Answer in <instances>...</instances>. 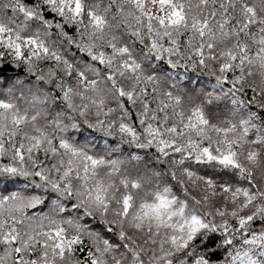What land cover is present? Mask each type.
I'll return each instance as SVG.
<instances>
[{
	"label": "trees",
	"instance_id": "obj_1",
	"mask_svg": "<svg viewBox=\"0 0 264 264\" xmlns=\"http://www.w3.org/2000/svg\"><path fill=\"white\" fill-rule=\"evenodd\" d=\"M76 1L84 13L46 0H0L10 3L4 16L15 12L35 41L42 30L58 46L26 62L2 47L0 101L14 97L7 86L17 79L35 85L70 124L63 141L108 164L119 185L99 198L104 216L90 213L99 250L111 256L105 264H264V0H159L163 10L154 15L138 0ZM63 64L78 81L64 79ZM91 90L99 105L93 118L82 110ZM22 117L5 119L0 109V136L23 152L18 162L0 151V204L17 203L35 185L91 210L89 185L81 184L82 194L75 184L47 181L57 157L33 154L45 152V143L29 136L49 129L45 120L37 127ZM205 149L230 159L208 158ZM84 234L75 236L71 254L93 264L95 242Z\"/></svg>",
	"mask_w": 264,
	"mask_h": 264
},
{
	"label": "rangeland",
	"instance_id": "obj_2",
	"mask_svg": "<svg viewBox=\"0 0 264 264\" xmlns=\"http://www.w3.org/2000/svg\"><path fill=\"white\" fill-rule=\"evenodd\" d=\"M46 1L51 5H57L58 3L62 11L68 10L73 15L84 13L83 7L76 0ZM138 1L141 5L144 4L148 6V9L144 8L143 10L151 15L163 10L161 7L162 3H160L161 1L159 0ZM19 3L22 5V2ZM9 5L7 3H2L0 5V49L2 47H9L7 49L14 53L13 56L17 58V62H26L28 55L33 56L34 54H40L42 56H47L48 51L52 52L58 50H55L58 46L52 43L54 40L49 38L48 34L42 30L36 31V34L39 32L38 35L40 36L38 37L42 39V42L35 41L31 36L33 33L28 29V26H25L24 22L16 21L18 17L15 12L11 13L9 18L5 17L4 15ZM164 12L163 14H170ZM175 16L176 15H169L166 18L173 19ZM92 17L95 24L101 23L102 19H100V17H94L93 14H91L90 19ZM16 23L20 25H16ZM56 43L58 44L57 41ZM48 44L51 45V50H49ZM25 56L26 58H23ZM47 65L48 64L45 63L39 68L34 65L32 68L38 70L43 69V67ZM66 66L67 65L64 64L62 65L64 71L67 72L63 74L64 79L69 81L75 78V80L78 81L79 77L77 76L79 75L76 74L75 76L73 71H70L71 67ZM87 73H89L88 76L93 77L92 70H87ZM82 81H84V79H82ZM25 82L26 80L17 79L14 83L7 86V88L11 87L12 90L10 92L14 94V97L10 98L8 101H0V109L3 111L5 119H22V114H28V116H31L33 121L37 123V127L40 124L39 120L41 122L45 120V127H47L49 131L43 130L40 133L35 131L38 135L29 136V141L32 143H45V152L42 151L38 153V150H36L33 154H38L39 157L42 158L45 156L44 153L52 155L53 158L54 156L57 157V160L53 161L54 165L50 164L51 166L48 167V170H44L46 177L50 178L47 179V181L51 183V181L55 180L56 182L52 186L56 188L58 185H64L65 187H74L76 185L77 191L82 194L86 189L81 188V184L89 185L92 193H87L88 198H86V203L88 205L86 206L92 208L91 210H88V208L82 210L76 207L80 206V204L71 206L69 205L72 204L70 201L68 202L67 199L60 198L55 192L47 191L45 192L46 195L39 193L38 190L42 189L35 185H31V189L34 191L25 193V196L21 195L19 198H15L17 203L13 204L10 201L1 203L0 264H80L73 258L71 247L77 242L75 236L77 237V235L81 233H85L84 235L95 242L94 255L96 256V261L93 264H105L111 259V256L108 250H99V245L101 243L98 240L99 233L91 226L93 223L91 222L90 213L94 211L98 216H104L107 205L99 198L101 196L103 197V195L112 197L113 194L110 193H112L119 184L115 185L113 183L112 179L114 178L111 177L110 172L106 173L105 171L108 164L93 157V151L91 153H87L90 151H80L74 148V145L67 144L68 142L66 140L67 143L63 141L64 138H62V136H66L67 132L71 130L70 124L62 123V120L59 119V110L50 101L48 96L42 95L40 89L35 85L26 84ZM88 83L90 84L84 85H91L90 88L93 87V82ZM1 93L4 96L6 95L2 90H0V96ZM94 95L95 93L93 94V90H91L90 93L88 92V95H84V101L82 100L84 107L82 110H84L85 114L90 115L91 118H93V103L99 106L95 102L96 98H93ZM74 99L76 100L77 97L74 96ZM74 99L71 98L72 103H75ZM77 106L79 109V105ZM94 111H96V113H101L102 109L98 108ZM197 122L203 126L205 120L202 117H198ZM1 128H6L4 122H2ZM34 130L36 129L34 128ZM0 139H2V136H0ZM5 143L8 144V147L3 149ZM163 145H165L164 141ZM190 147L194 149L197 148L193 143H190ZM12 150H14L13 153L11 152ZM0 151L9 153V160L14 158L13 160L21 162V158H23L20 143L16 144V142L10 140L3 141L2 139L0 141ZM203 152L208 158L209 156H213L220 162L227 163V160L230 159V156L223 152L220 154V152L217 153L210 149H205ZM170 153H172V151H170ZM28 163L30 167L36 169V164L34 162L28 161ZM114 167L116 169L119 168L117 165H114ZM49 168L54 169L52 170L53 174L50 173ZM36 176L39 177L38 174ZM126 193L127 192L123 195ZM44 202H46V204H44ZM66 205L67 208L65 207ZM41 207H43V210ZM15 210H17V217L12 216V212ZM80 213H83V215H80ZM6 218L7 221L12 220V222L6 224L5 221H2ZM106 249L110 248L106 247Z\"/></svg>",
	"mask_w": 264,
	"mask_h": 264
}]
</instances>
